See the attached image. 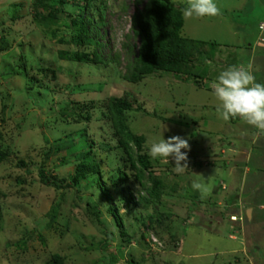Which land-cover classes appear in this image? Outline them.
Instances as JSON below:
<instances>
[{
    "label": "rangeland",
    "instance_id": "1",
    "mask_svg": "<svg viewBox=\"0 0 264 264\" xmlns=\"http://www.w3.org/2000/svg\"><path fill=\"white\" fill-rule=\"evenodd\" d=\"M147 1L65 0L61 21L47 27L35 21L32 0H0V40L10 46L0 51V148L12 151L0 165V264H51L53 255L62 264H264V135L239 118L223 120L210 86L229 66L249 65L264 84V41L256 45L264 0H214L216 17L183 16L181 35L205 43L190 72L156 71L133 84L125 75L140 41L131 19ZM81 12L90 45L75 46L78 31L69 25ZM75 51L95 52L102 63L58 57ZM126 94L144 111L125 119L145 138L143 154L163 183L159 201L139 186L104 109H89L88 119L83 110L90 100ZM175 135L190 145L184 174L171 158L149 156L153 142ZM59 140L60 152L47 157ZM88 150L100 174L70 186ZM40 171L54 184L41 183ZM119 172L125 182L111 180ZM147 177L140 182L148 189Z\"/></svg>",
    "mask_w": 264,
    "mask_h": 264
},
{
    "label": "trees",
    "instance_id": "2",
    "mask_svg": "<svg viewBox=\"0 0 264 264\" xmlns=\"http://www.w3.org/2000/svg\"><path fill=\"white\" fill-rule=\"evenodd\" d=\"M65 0H32L33 17L38 24L43 26L58 25L62 19V6ZM181 7H176L170 0H148L147 4L136 14L132 16L131 23L133 33L139 38L140 44L137 57L130 66H127V75L125 79L133 84L139 83L144 77L149 76L156 71H163L174 74H185L190 72L191 56L198 51L200 46H204L203 42H196L192 39L185 38L181 35L183 27V15ZM84 13H80V18L70 21V25L77 29L78 34L73 39L75 46L80 43L90 45L83 19ZM5 46V47H4ZM9 44L4 38L0 40V51L8 49ZM58 57L61 60H69L74 62H83L91 64H101L99 55L95 52L75 51L69 55L65 52H59ZM41 73L49 70L39 69ZM54 77V76H53ZM35 79V77H32ZM104 109L102 117L106 123L113 129V135L117 137V143L123 149L126 162L129 168L136 171L135 179L140 187L145 189L149 198L159 201L163 195V183L155 178L151 173V164L145 154H143V144L145 138L142 135L133 134L125 119V113L129 111H141V106L128 94L123 97H108L103 101L90 100L83 105L88 119L89 109ZM65 110V109H64ZM143 111V110H142ZM144 112V111H143ZM59 140L50 149L46 156L56 155L61 150ZM135 148L133 154L132 148ZM92 151L88 150L81 159H78L74 172L69 179V185L73 187L79 186L89 175H99V167L90 160ZM12 156L9 147L0 148V165L7 162ZM20 166L25 165L21 160L18 161ZM17 164V165H18ZM138 167V168H137ZM147 173V180L151 183L150 188L140 182L143 173ZM41 183L51 186L44 176V172L40 171ZM111 180L117 182H125L127 176L124 172H119L118 176L111 177ZM98 185L101 183L100 176H97ZM139 201L147 204L149 201L140 197ZM59 205L54 204L49 210V224H53L58 216ZM63 260L58 255L51 257V264H62Z\"/></svg>",
    "mask_w": 264,
    "mask_h": 264
},
{
    "label": "clouds",
    "instance_id": "3",
    "mask_svg": "<svg viewBox=\"0 0 264 264\" xmlns=\"http://www.w3.org/2000/svg\"><path fill=\"white\" fill-rule=\"evenodd\" d=\"M219 14L220 9L214 0H187V7L182 9L185 19L216 17ZM210 86L219 102L217 112L223 120L239 118L264 135V84L256 82L250 65L229 66L219 73ZM182 150H190V145L186 139L175 135L153 142L149 156L164 164H169L171 158L175 165L173 171L184 174L189 169V163L187 151ZM191 186L202 193L208 191L204 184L197 181H193Z\"/></svg>",
    "mask_w": 264,
    "mask_h": 264
},
{
    "label": "built area",
    "instance_id": "4",
    "mask_svg": "<svg viewBox=\"0 0 264 264\" xmlns=\"http://www.w3.org/2000/svg\"><path fill=\"white\" fill-rule=\"evenodd\" d=\"M258 31H259L260 35L258 37L256 45L261 47L260 43H262L264 41L263 37H261L262 33L264 32V21H262L258 24ZM231 219H233V218H231Z\"/></svg>",
    "mask_w": 264,
    "mask_h": 264
},
{
    "label": "water",
    "instance_id": "5",
    "mask_svg": "<svg viewBox=\"0 0 264 264\" xmlns=\"http://www.w3.org/2000/svg\"><path fill=\"white\" fill-rule=\"evenodd\" d=\"M247 217L250 218V210H247Z\"/></svg>",
    "mask_w": 264,
    "mask_h": 264
},
{
    "label": "bare ground",
    "instance_id": "6",
    "mask_svg": "<svg viewBox=\"0 0 264 264\" xmlns=\"http://www.w3.org/2000/svg\"><path fill=\"white\" fill-rule=\"evenodd\" d=\"M232 220H235L234 218Z\"/></svg>",
    "mask_w": 264,
    "mask_h": 264
},
{
    "label": "crops",
    "instance_id": "7",
    "mask_svg": "<svg viewBox=\"0 0 264 264\" xmlns=\"http://www.w3.org/2000/svg\"><path fill=\"white\" fill-rule=\"evenodd\" d=\"M260 47V46H259ZM232 216H234V215H232Z\"/></svg>",
    "mask_w": 264,
    "mask_h": 264
}]
</instances>
